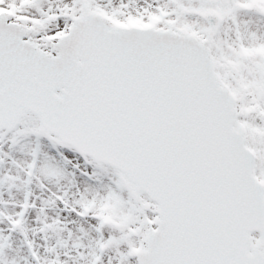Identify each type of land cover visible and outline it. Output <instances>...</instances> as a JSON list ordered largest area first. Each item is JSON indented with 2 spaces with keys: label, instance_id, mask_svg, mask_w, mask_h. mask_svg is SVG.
<instances>
[{
  "label": "snow or ice",
  "instance_id": "snow-or-ice-1",
  "mask_svg": "<svg viewBox=\"0 0 264 264\" xmlns=\"http://www.w3.org/2000/svg\"><path fill=\"white\" fill-rule=\"evenodd\" d=\"M0 264H264V0H0Z\"/></svg>",
  "mask_w": 264,
  "mask_h": 264
}]
</instances>
